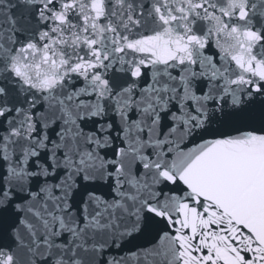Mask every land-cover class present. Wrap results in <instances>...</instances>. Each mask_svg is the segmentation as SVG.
<instances>
[{"label":"snow or ice","instance_id":"snow-or-ice-1","mask_svg":"<svg viewBox=\"0 0 264 264\" xmlns=\"http://www.w3.org/2000/svg\"><path fill=\"white\" fill-rule=\"evenodd\" d=\"M0 264H264V0H0Z\"/></svg>","mask_w":264,"mask_h":264}]
</instances>
